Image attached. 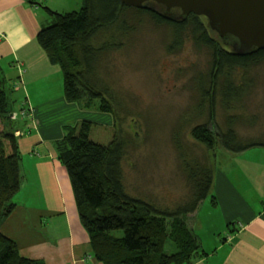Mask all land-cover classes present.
I'll return each instance as SVG.
<instances>
[{
	"label": "trees",
	"instance_id": "trees-1",
	"mask_svg": "<svg viewBox=\"0 0 264 264\" xmlns=\"http://www.w3.org/2000/svg\"><path fill=\"white\" fill-rule=\"evenodd\" d=\"M51 21L42 29L40 41L51 64L63 77L67 100L89 108L98 100L97 109L119 118L118 92L106 76L107 57L121 49L134 32L136 17L150 16L154 22L170 23L174 28L171 48L181 45L187 33L199 46L207 48L210 60L208 74L194 77L199 90L195 110L206 108L207 120L194 124L190 136L204 146L203 160H182L187 193L178 201L158 204L149 197L132 195L124 182L123 160L129 140L116 132L108 144L89 139L92 121L63 125L62 136L53 142L57 159L67 171L81 226L89 239L90 253L102 264H191L205 256L200 239L192 229V217L203 200L212 194L215 158L218 145L227 153H241L254 147L264 148V134L241 135L237 121L254 125L259 113L244 114L247 98L255 79L251 69L264 62V48L249 53L239 50L236 38H220L207 25L204 16L188 14L183 19L167 20L149 8L129 7L120 0H82L70 12L53 11L44 6ZM140 18V17H139ZM206 21V22H205ZM133 22V23H132ZM107 70V69H106ZM224 114V126L216 123L217 105ZM31 114L30 104L19 105ZM14 108L0 77V227L13 212L15 196L21 190V159L16 129L4 128L13 120ZM23 115V116H24ZM121 123V122H120ZM128 137V136H127ZM132 137V136H131ZM213 151V154L209 152ZM220 156V155H219ZM211 159V160H210ZM190 221V222H189ZM114 231H121L114 235ZM172 246L175 251H166ZM0 264H45L41 259L23 255L15 239L0 230Z\"/></svg>",
	"mask_w": 264,
	"mask_h": 264
},
{
	"label": "crops",
	"instance_id": "crops-1",
	"mask_svg": "<svg viewBox=\"0 0 264 264\" xmlns=\"http://www.w3.org/2000/svg\"><path fill=\"white\" fill-rule=\"evenodd\" d=\"M81 2L0 0V77L5 84L3 64L8 70H16L11 91L21 94L15 98L12 116L24 117L20 120L23 127L15 131L22 154L21 190L14 198L13 212L0 230L16 240L23 255L41 259L45 264H102L90 253L67 171L53 146L67 123L51 124L48 128L39 120L41 108L54 106L56 99V110L64 108L66 117L80 109L64 93L49 97L51 88L46 81L52 77L60 85L63 78L59 68L49 62L40 36L41 29L51 21L44 6L70 12L78 9ZM23 97L32 108L27 116L19 112ZM216 162L222 171L217 170L213 176L215 204L202 203L192 219L195 233L211 228L209 236L214 237L208 242L209 237L201 235V239L196 233L206 255L191 264H264V150L236 154L221 151L215 158L217 167ZM25 229L27 233L19 235L20 239L12 236Z\"/></svg>",
	"mask_w": 264,
	"mask_h": 264
},
{
	"label": "rangeland",
	"instance_id": "rangeland-1",
	"mask_svg": "<svg viewBox=\"0 0 264 264\" xmlns=\"http://www.w3.org/2000/svg\"><path fill=\"white\" fill-rule=\"evenodd\" d=\"M136 15V12H129V18L135 16L136 22L134 32L125 40V46L106 55L108 63L104 72L107 74L109 70L106 77L118 92L119 118L114 119L111 114L99 111L96 99L89 108L75 102L80 107L74 114H78V118L74 115L66 117L64 108L56 110L59 103L56 99L54 106L41 108L39 120L48 128L51 124L59 126L61 122L76 125L83 120L92 121L89 139L99 144H108L122 125V132L129 140L123 160L127 190L132 195L149 197L158 204H172L187 193L181 161L191 158L203 160L206 157L205 147L194 141L189 131L194 124L205 122L208 117L206 108L203 111L195 110L199 90L194 77L208 74L210 55L206 47L199 46L189 36L191 24L186 29L188 34L181 35V45L173 49L170 47L174 39L172 24H158L150 16L142 15L139 18ZM2 67L7 78L4 90L13 106L15 98L21 94L17 90L16 93L11 91L16 70H8L5 64ZM250 74L255 79L254 88L242 112L246 115L259 113V117L254 125L236 122V131L243 136L264 134V62L253 67ZM46 83L51 88L49 97L63 95V79L60 85L59 80L52 77ZM216 110V123L224 126L220 104ZM23 118L16 114L11 122L5 123L4 128L13 132L23 127L20 124ZM3 126L4 121H1L0 127ZM259 148L249 150H264ZM215 150L219 154L223 149L218 145ZM216 165L214 175L217 170L222 171L218 163ZM203 203L208 206L210 197L205 198ZM209 229L204 228L196 233L201 239V235L205 239L209 237V242L214 237L209 236ZM26 233L25 229L22 234L12 236L20 239L19 235ZM113 234L120 235L121 231H114ZM165 250L175 251L172 246H166Z\"/></svg>",
	"mask_w": 264,
	"mask_h": 264
},
{
	"label": "water",
	"instance_id": "water-1",
	"mask_svg": "<svg viewBox=\"0 0 264 264\" xmlns=\"http://www.w3.org/2000/svg\"><path fill=\"white\" fill-rule=\"evenodd\" d=\"M129 7L149 8L167 20L188 14L204 16L220 38H236L239 50L264 48V0H120Z\"/></svg>",
	"mask_w": 264,
	"mask_h": 264
},
{
	"label": "built area",
	"instance_id": "built-area-1",
	"mask_svg": "<svg viewBox=\"0 0 264 264\" xmlns=\"http://www.w3.org/2000/svg\"><path fill=\"white\" fill-rule=\"evenodd\" d=\"M26 105L27 104V100L25 99V97H23L22 99H21V105ZM26 109L25 108H21L20 109V113H21V115H24V114H26ZM18 133V132H17Z\"/></svg>",
	"mask_w": 264,
	"mask_h": 264
}]
</instances>
